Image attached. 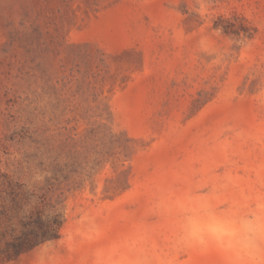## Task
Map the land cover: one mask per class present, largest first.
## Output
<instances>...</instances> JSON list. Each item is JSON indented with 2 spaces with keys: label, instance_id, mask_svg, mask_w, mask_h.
Wrapping results in <instances>:
<instances>
[{
  "label": "rangeland",
  "instance_id": "374dc122",
  "mask_svg": "<svg viewBox=\"0 0 264 264\" xmlns=\"http://www.w3.org/2000/svg\"><path fill=\"white\" fill-rule=\"evenodd\" d=\"M59 214L0 264H264V0H0V247Z\"/></svg>",
  "mask_w": 264,
  "mask_h": 264
},
{
  "label": "trees",
  "instance_id": "16d2710c",
  "mask_svg": "<svg viewBox=\"0 0 264 264\" xmlns=\"http://www.w3.org/2000/svg\"><path fill=\"white\" fill-rule=\"evenodd\" d=\"M1 218V217H0ZM63 225L62 216L56 215L52 219L37 216L34 220L21 219L22 229L19 234L11 235L0 247L1 261L16 259L21 254L34 249L36 246L48 241L57 239L60 236V229ZM7 231L2 233L7 237Z\"/></svg>",
  "mask_w": 264,
  "mask_h": 264
}]
</instances>
